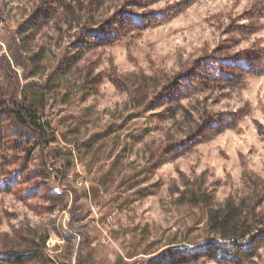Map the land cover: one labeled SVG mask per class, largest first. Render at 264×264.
I'll return each mask as SVG.
<instances>
[{
    "label": "rangeland",
    "instance_id": "rangeland-1",
    "mask_svg": "<svg viewBox=\"0 0 264 264\" xmlns=\"http://www.w3.org/2000/svg\"><path fill=\"white\" fill-rule=\"evenodd\" d=\"M92 1L0 0L2 246L37 231L30 264H264V0ZM205 66L231 79L198 85Z\"/></svg>",
    "mask_w": 264,
    "mask_h": 264
},
{
    "label": "trees",
    "instance_id": "trees-1",
    "mask_svg": "<svg viewBox=\"0 0 264 264\" xmlns=\"http://www.w3.org/2000/svg\"><path fill=\"white\" fill-rule=\"evenodd\" d=\"M97 0H93L92 1V4L91 5H96L97 3ZM100 2H98L99 4ZM122 16H123V13H122ZM122 21V20H121ZM139 23V22H138ZM106 24H107V27L108 28H113V31L114 30H118V21L117 19H113L112 21L108 20L106 21ZM90 34H93V40H96L98 41L99 40V33H90ZM114 35V32L112 33ZM89 40V36L85 38V40L83 41V43H81V46L82 47H87L91 44H93V41H87ZM236 58H229V62L232 63L233 60L235 61ZM251 60V57L247 60V59H244L243 61H240L241 64H249ZM233 64V63H232ZM206 70L204 71H201V73H199V83L198 85H202L204 84V81L207 80V82H217L218 80H220V78H227V79H231V75L226 73V74H222V73H216L217 70L213 67V71H208L209 69L207 68V66H205ZM203 76V77H202ZM186 79V77H185ZM197 85V84H196ZM195 87V85H194ZM169 95H172V93H169ZM168 95V97L166 98V101L165 104H172L173 103V98L170 97ZM174 97V95H173ZM177 102V100H176ZM163 106V105H162ZM177 108H180V106H177ZM181 109V108H180ZM13 114H14V117L15 119L18 121V123H21L23 124L24 126H26L27 128H29L30 130H33L34 132H38L39 134H43V127L42 125L38 123V113L36 112V110L34 109H21L20 106H18L16 109H14L13 111ZM47 124V123H46ZM192 198V200L195 199V196L197 195V193L195 192H192L189 194ZM210 201V200H209ZM207 201V202H209ZM206 202V203H207ZM235 203V202H234ZM239 209H236L234 207V204H230L227 211H226V214L222 217L224 220L222 223L219 222V225L220 226H224V222H226L227 224L231 225L232 223H235V213L238 211ZM217 218V217H215ZM217 220V219H216ZM234 221V222H233ZM234 226V224H232ZM1 236V235H0ZM4 237L8 238L10 237V234L9 233H5L3 235ZM24 236H27L25 237V240L28 241V244H25L23 247L25 248H34L33 245H36V240L38 238V234H37V231H34V232H31V233H25L23 231L21 232H16L15 235L13 236V238L15 240L19 239V238H22ZM47 238L48 236H45L44 238H42V241L45 245L46 241H47ZM0 264H30L34 261H39V258L41 257V255H38V254H35V250H21V251H17V250H13V249H9L8 247H3L2 246V239L0 238Z\"/></svg>",
    "mask_w": 264,
    "mask_h": 264
}]
</instances>
